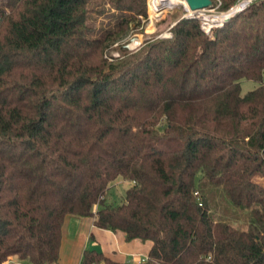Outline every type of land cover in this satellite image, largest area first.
<instances>
[{
  "label": "trees",
  "instance_id": "16d2710c",
  "mask_svg": "<svg viewBox=\"0 0 264 264\" xmlns=\"http://www.w3.org/2000/svg\"><path fill=\"white\" fill-rule=\"evenodd\" d=\"M0 16V264H58L69 214L150 241L145 264H264V0L119 57L147 0H0ZM81 264L116 263L87 248Z\"/></svg>",
  "mask_w": 264,
  "mask_h": 264
},
{
  "label": "rangeland",
  "instance_id": "374dc122",
  "mask_svg": "<svg viewBox=\"0 0 264 264\" xmlns=\"http://www.w3.org/2000/svg\"><path fill=\"white\" fill-rule=\"evenodd\" d=\"M150 1L151 0H147L148 20L146 22L143 21L137 30L134 29L135 24H132L130 26V29L127 31V33L122 35L119 38V40H117L118 44L117 43L113 44L111 48L108 50L107 53L109 56L110 55L114 56L118 53L120 54V51L118 50V48H120V45H125V47L128 50H132L133 47L135 46L140 47L141 45H143L145 41L150 40V39L153 40V39L170 38V37H167V35L169 34L172 35V27H174L175 24L179 20L183 18H187L186 17L188 15L187 8L185 5L180 4V5H176L174 8H166L163 15L159 17L158 19L156 18L151 19L149 18V15L151 16V11L154 9L151 8V11H150V8H149ZM165 3L168 4L166 0H165ZM222 7H223L222 0H213V8H211V11L206 14L207 17L209 16V17H212L213 19H216V17L214 16H220L223 13H227L233 6L228 10H223ZM91 21L95 24L97 28H101L102 26L108 25L109 18H108V15L106 14H102L97 11H94L92 12ZM211 23L217 25V26H214L213 28L223 27L225 24V22L222 23L219 20L212 21L210 22V24ZM201 25H202V22H201ZM133 44L135 46H133ZM256 86H257L256 83L252 81H243L242 83L243 94H246L247 92H249ZM257 180L264 184V177H258ZM129 186H130V183L127 181H124L122 179L116 180L111 185V188L108 191V194H107L108 201L113 202V203L122 202V198L125 196L126 189ZM215 200L217 202V212L219 214V218L221 217L224 220L231 222L237 228L247 229L248 225H247L245 213L235 211L232 208L228 209L227 204L220 196L216 197ZM10 264H28V263L21 261L18 259V257H16L15 260H13Z\"/></svg>",
  "mask_w": 264,
  "mask_h": 264
},
{
  "label": "crops",
  "instance_id": "0c3cea01",
  "mask_svg": "<svg viewBox=\"0 0 264 264\" xmlns=\"http://www.w3.org/2000/svg\"><path fill=\"white\" fill-rule=\"evenodd\" d=\"M152 243L150 241H126L123 231L102 229L94 224L93 217L69 214L62 227V243L58 264H81L85 249L102 251L116 264H145ZM16 256L4 264H10Z\"/></svg>",
  "mask_w": 264,
  "mask_h": 264
},
{
  "label": "built area",
  "instance_id": "2783aa9c",
  "mask_svg": "<svg viewBox=\"0 0 264 264\" xmlns=\"http://www.w3.org/2000/svg\"><path fill=\"white\" fill-rule=\"evenodd\" d=\"M254 1H256V0H238L237 1V3L235 4V6H233L227 13H229L230 11H232L234 8H237V10L236 11H234L230 16L231 17H233V16H235L236 14H238V13H240V12H242L243 10H245L247 7H249ZM151 3L154 5V10H152L151 11ZM149 8H150V11H151V16L149 15V18H151V19H153V18H156V19H158L159 17H161L162 15H163V13L165 12V10H166V8H161V9H159V8H157L156 9V7H155V3H154V0H151L150 1V3H149ZM187 8V11H188V15L186 16L187 18H196V19H200L201 20V22H202V25H201V27H202V29L208 34V33H210V31L212 30V28L214 27V26H217L216 24H213V23H209V21H208V18H209V16L207 17V13L208 12H210L211 11V8H207V9H202V10H198V11H191L189 8H188V6L186 7ZM159 9V10H158ZM229 17V16H228ZM227 17V18H228ZM226 18V19H227ZM225 19V20H226ZM222 21V23L223 22H226V21ZM3 21H4V16H0V26H1V24L3 23ZM221 23V24H222ZM218 25H220V24H218ZM172 35L171 34H169V35H167V37H171ZM118 44V43H117ZM133 46H135L134 44H133ZM138 47L137 46H135V47H133V49L132 50H135V49H137ZM112 57H119L120 56V54L118 53V54H116V55H111ZM142 262H146V259H143L142 260Z\"/></svg>",
  "mask_w": 264,
  "mask_h": 264
},
{
  "label": "bare ground",
  "instance_id": "6f19581e",
  "mask_svg": "<svg viewBox=\"0 0 264 264\" xmlns=\"http://www.w3.org/2000/svg\"><path fill=\"white\" fill-rule=\"evenodd\" d=\"M166 1L168 2V4L165 3V0H154L156 9L157 8H159V9H161V8H174L176 5H180V4H183L187 7L186 0H166ZM151 8L154 9V5L152 3H151ZM236 10H237V8H234L229 13H223L220 16H214V17H216V19L209 17L208 21H209V23L212 21H218V20L222 22Z\"/></svg>",
  "mask_w": 264,
  "mask_h": 264
},
{
  "label": "water",
  "instance_id": "95a60500",
  "mask_svg": "<svg viewBox=\"0 0 264 264\" xmlns=\"http://www.w3.org/2000/svg\"><path fill=\"white\" fill-rule=\"evenodd\" d=\"M186 3L191 11L213 8V0H186ZM230 18L231 16H229L225 21H228Z\"/></svg>",
  "mask_w": 264,
  "mask_h": 264
}]
</instances>
